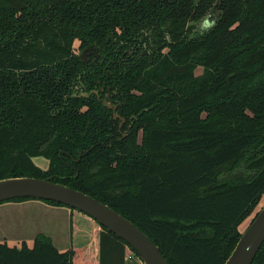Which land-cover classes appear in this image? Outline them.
Segmentation results:
<instances>
[{
	"label": "trees",
	"instance_id": "trees-1",
	"mask_svg": "<svg viewBox=\"0 0 264 264\" xmlns=\"http://www.w3.org/2000/svg\"><path fill=\"white\" fill-rule=\"evenodd\" d=\"M18 176L107 204L169 264H223L264 197V0H0V179ZM89 218L91 252L39 233L0 242V264L138 257Z\"/></svg>",
	"mask_w": 264,
	"mask_h": 264
},
{
	"label": "water",
	"instance_id": "water-1",
	"mask_svg": "<svg viewBox=\"0 0 264 264\" xmlns=\"http://www.w3.org/2000/svg\"><path fill=\"white\" fill-rule=\"evenodd\" d=\"M207 16L209 17L210 14ZM88 53H92L94 59H97V49L90 45L79 54L82 62H88L86 57ZM94 93L98 94V91L95 90ZM102 102L104 106L112 110L114 119H121L120 128L124 119L115 114L116 105L107 99H103ZM24 197L51 200L74 208L122 238L136 252L143 264H169L160 253L158 246L140 228L94 197L64 184L53 182L49 178L18 176L0 179V202ZM263 242L264 203L241 232L223 264H252Z\"/></svg>",
	"mask_w": 264,
	"mask_h": 264
},
{
	"label": "rangeland",
	"instance_id": "rangeland-1",
	"mask_svg": "<svg viewBox=\"0 0 264 264\" xmlns=\"http://www.w3.org/2000/svg\"><path fill=\"white\" fill-rule=\"evenodd\" d=\"M211 14V13H210ZM200 24L197 30L200 31ZM91 59L92 56L86 55ZM200 73V69L197 70ZM33 162L41 170H46L49 166L48 160L43 156L33 157ZM29 200V199H28ZM34 203L30 205L10 203L2 206L0 210V242H7L11 246L19 247L25 240L30 247L36 234H44L50 238L54 246L59 250H64L70 245L85 247L87 252H91L100 227L86 215L79 212H71L69 209V221L67 214L51 209L53 205L40 199H30ZM6 202V201H5ZM17 202V201H11ZM264 203V197L258 203L257 210ZM51 206V207H48ZM66 207V206H64ZM67 208V207H66ZM75 221V232L70 239V218ZM249 218L239 224L242 232L246 227ZM130 255V258L128 256ZM127 264H143L140 259L126 251Z\"/></svg>",
	"mask_w": 264,
	"mask_h": 264
},
{
	"label": "crops",
	"instance_id": "crops-1",
	"mask_svg": "<svg viewBox=\"0 0 264 264\" xmlns=\"http://www.w3.org/2000/svg\"><path fill=\"white\" fill-rule=\"evenodd\" d=\"M19 202L21 201H17V202H11V201H6V202H2L0 203V210L2 209V206L4 205H7V204H10V203H16V204H19ZM34 203L33 201H31L30 199L28 200H25L23 202H21V204H26V205H30ZM48 207H51V206H48ZM51 209H54L56 211H60V212H64L65 214H67V217H68V221H69V209L64 207V206H52ZM98 232H99V229H98ZM98 240V236H97V239L95 240V242ZM21 241H25V240H21ZM68 248V247H67Z\"/></svg>",
	"mask_w": 264,
	"mask_h": 264
},
{
	"label": "clouds",
	"instance_id": "clouds-1",
	"mask_svg": "<svg viewBox=\"0 0 264 264\" xmlns=\"http://www.w3.org/2000/svg\"><path fill=\"white\" fill-rule=\"evenodd\" d=\"M214 26H215V21L212 18L205 16L201 21L200 31L207 32L211 30Z\"/></svg>",
	"mask_w": 264,
	"mask_h": 264
},
{
	"label": "flooded vegetation",
	"instance_id": "flooded-vegetation-1",
	"mask_svg": "<svg viewBox=\"0 0 264 264\" xmlns=\"http://www.w3.org/2000/svg\"><path fill=\"white\" fill-rule=\"evenodd\" d=\"M88 55L92 56V58L94 59V56H93V54H92V53H88ZM92 58H91V59H92ZM87 59H88V61H90V60H91V59H89V58H87ZM103 99H107V98L105 97V98H103ZM103 99H102V100H103Z\"/></svg>",
	"mask_w": 264,
	"mask_h": 264
},
{
	"label": "built area",
	"instance_id": "built-area-1",
	"mask_svg": "<svg viewBox=\"0 0 264 264\" xmlns=\"http://www.w3.org/2000/svg\"><path fill=\"white\" fill-rule=\"evenodd\" d=\"M132 255H134L133 253H132ZM135 256V255H134ZM128 258H130V255L128 256Z\"/></svg>",
	"mask_w": 264,
	"mask_h": 264
}]
</instances>
